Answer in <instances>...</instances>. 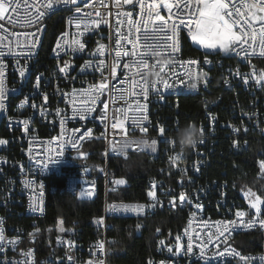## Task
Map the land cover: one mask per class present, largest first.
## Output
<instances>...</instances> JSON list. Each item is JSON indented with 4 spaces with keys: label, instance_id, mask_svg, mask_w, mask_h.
<instances>
[{
    "label": "built area",
    "instance_id": "obj_1",
    "mask_svg": "<svg viewBox=\"0 0 264 264\" xmlns=\"http://www.w3.org/2000/svg\"><path fill=\"white\" fill-rule=\"evenodd\" d=\"M40 2L43 4L44 0ZM85 2L78 0L77 4L60 3L54 9L41 8L46 15L39 24H31L28 21L36 14L31 7L35 0H17L16 11L5 15L10 19H0V52L4 53L0 56V67L4 71L6 95L5 108L0 110V139L8 141L0 145V219L3 221L0 228H3L7 240L18 238L15 245L0 244V264H89V261L92 264L98 261L124 264L108 259V245L112 242L108 235L112 229L110 220L145 219L160 211L177 209L185 210L181 232L168 240L160 238L157 232L155 235L159 243L148 264H226L232 261L264 264V227L258 222L264 219V203L257 213L250 205L252 200H248L255 197L248 191L240 197L230 196L227 182L210 175L233 155L253 146L256 177L264 179V171L260 167V162L264 161V81L257 84L253 78V73L259 76L264 70V57L259 55L258 46L257 53L251 56H245L243 52L237 55L235 52L204 49L191 40L187 28L181 25L178 32L180 50L164 61L152 58L153 62L159 61L155 69L159 75L155 80L158 91H150L145 100L142 96L118 90L130 87L132 71L123 65L131 63L133 58L121 57L119 63H114L116 30L119 28L127 34L129 28L127 18L117 13L130 10L134 19H140L139 5L134 8L132 4H124L123 0H88L90 6L84 7ZM170 3H175V0H170ZM68 5H75V13H67ZM77 7L81 9L79 14ZM96 11L103 14L107 23H100L98 27L93 25L88 30L83 23L79 28L75 23H69L70 19L75 20L85 13H93L87 17L88 20H100L101 17L94 14ZM160 12L165 17L169 15L166 9L161 8ZM173 14H176L175 8ZM56 15L58 19H52ZM184 19L187 22V17ZM50 20L57 24V30L54 41H50L45 51H38L36 43L30 55L14 54L28 51L34 40L44 42ZM118 20L122 23L118 24ZM150 34L153 33L150 31ZM154 35L159 38L162 34ZM183 36L198 51V55L183 56ZM77 40L84 44L83 50H79L74 43ZM58 41L62 42V49L53 51ZM122 44L131 51L130 44L124 41ZM100 45L105 46L102 53L97 51ZM39 56H47V63H39ZM189 60H196L197 63L190 65L186 63ZM206 60L210 63H205ZM100 61H104L103 65ZM86 62L91 63L86 65ZM61 67L65 68L64 72L60 71ZM160 67L166 71L160 72ZM22 68L27 69L24 77H32V87H24V77L20 76ZM189 71L198 77L196 89L186 87V83H191L188 80ZM41 73L43 76L37 86V77ZM245 77L248 83L244 82ZM102 79H107L109 88L95 100L81 91L89 89L92 84H99ZM135 79H140L139 74ZM225 80L229 83L226 84ZM165 81L169 88L163 87ZM73 90H76L75 94ZM134 91L138 93L140 89L135 88ZM186 97L201 101L202 115L194 123L199 128L203 127L205 139L188 154H181L178 146L169 144L168 139L177 132V125L180 128L189 123L180 117L179 100ZM85 100L87 105L82 103ZM135 101H140L145 110H138ZM15 102H22V109L9 113V103ZM85 107L92 110L85 119H80L76 110ZM119 108L125 111H116ZM114 115L124 120L123 130L111 127ZM160 126L165 127L167 135L164 137L159 133ZM142 128H147V132H142ZM89 129L91 136L84 135L82 140L77 141L78 146L73 147L72 141ZM144 139L149 143L155 139L157 150L152 152L148 148L132 145L126 156L113 151L114 146L118 148L125 140ZM88 143L101 147L100 166L88 161L93 153L92 149L83 150ZM130 154H144L153 161H160L164 165L163 176L150 177L146 181L144 201L110 199L111 195L119 193L123 185L114 183L118 178L110 175L109 161ZM178 154L179 158L173 162L172 158ZM52 160L59 162L52 165ZM45 164L49 165L47 170L43 168ZM81 186L91 191L92 195L81 198ZM150 191H155L159 203L149 196ZM56 192L83 200L101 196V212L89 219L90 232L80 228H62L61 231L60 228L53 236L48 251L41 253L37 247L38 223L45 216L49 195ZM181 193L188 198L184 202L179 199ZM173 197L175 207L171 203ZM153 204L154 207H148ZM110 205H145V208L143 213L138 214L135 211H113L109 209ZM33 208L38 210L33 211ZM237 212L245 215L238 217ZM254 218L257 223L253 227L247 228L241 223ZM229 220L236 221V224L216 223ZM250 233L257 234L263 246L261 251L242 253L232 245L235 235ZM177 237H180L179 241ZM189 237L192 239L191 252L187 251ZM204 243L207 246L203 249L204 255H201ZM30 249L31 256L27 255ZM225 249H234L240 255H217ZM240 256L248 259L242 260Z\"/></svg>",
    "mask_w": 264,
    "mask_h": 264
},
{
    "label": "snow or ice",
    "instance_id": "obj_2",
    "mask_svg": "<svg viewBox=\"0 0 264 264\" xmlns=\"http://www.w3.org/2000/svg\"><path fill=\"white\" fill-rule=\"evenodd\" d=\"M78 0H44V3L41 4L40 0H35V3L31 5V7L35 10V17L30 19L28 22L31 24H39L42 18L46 15L45 11H42L41 8L46 9H54L58 4L63 3L67 4H77ZM119 2V0H117ZM124 4H132L135 8L136 5H139L141 9L139 16L140 19L133 18L132 11H119L117 13L118 16H123L127 18V24L129 26L128 33L124 34L120 31L119 28L116 30L117 39L115 41L116 45V59L114 63H119L121 57H132L131 63H125L123 65L124 68L130 69L132 71V79L129 81L130 87L128 89H118L120 92L127 91L129 95H138L142 96L145 100L148 98L150 91H158V82H153L149 85L144 80V72L147 70H155L159 61L153 62V56L149 55L150 51H156L164 57H171L172 53L178 52L179 48V40H178V32L181 30L180 26L182 25L184 28H187L189 35L191 36V40L199 45L200 47L208 50H220L224 53L235 52L237 55H240L241 52L245 56H251L257 53V46L259 48V55L264 57V0H175V3H170V0H123ZM27 6V5H26ZM90 3L86 0L84 7H89ZM17 5V0H0V19L9 18L6 17L5 14L9 12H15ZM161 8L166 9L169 12L167 17L161 15ZM176 9V14H173V9ZM155 9V14H153V10ZM146 10V14H145ZM76 12L79 14L81 12L80 7H77ZM93 13H85L83 16H79L75 19L69 20V23H75L76 27L79 28L83 23L85 24V30H88L91 26L98 27L100 23H107V20L103 18V14L99 11H96L94 14L97 17H101L100 20H88L87 17L92 15ZM184 17H187V22H185ZM117 23H122V21L118 20ZM2 27V26H0ZM39 31L40 29L37 28ZM133 30L135 31V35H133ZM151 33L153 34H150ZM159 33L162 34L157 38L154 34ZM18 35V33H16ZM34 35V34H32ZM66 35V34H65ZM122 41L130 44L132 46L131 51L124 47ZM170 42V43H169ZM258 42V43H257ZM38 41H33L29 46V50L26 52L14 53L15 55H30L31 48L35 47ZM63 43H67L64 41ZM76 45H78L79 50L84 49V44L80 43L78 40L74 41ZM245 45L247 47H245ZM105 48L104 45H100L97 49L98 52H103ZM57 49H62V42L58 41L56 45ZM123 49V50H121ZM169 49L171 51H169ZM76 50V49H73ZM11 54V49H9ZM59 54V53H57ZM4 55L3 52H0V56ZM91 62H86V65H90ZM104 61H100V64L103 65ZM186 63L193 65L196 64V60H189ZM205 63H210V61H205ZM67 67V65H65ZM27 69H20V76H25V71ZM83 70V69H82ZM61 72L65 71L64 67L60 68ZM160 72H165L166 69L164 67H160ZM139 74L140 79H135L136 75ZM204 76H207V73H203ZM3 76L4 71L3 68L0 67V110L5 108L4 100L6 99V95L3 88ZM37 77L36 84L39 86L41 82V77ZM253 78L255 79L257 84H261L264 81V70H261L259 76H256L253 73ZM188 80L191 83H186V87L189 89H196L198 84V77L195 73L189 71L188 72ZM244 82L248 83L247 77L244 78ZM225 83H229L225 80ZM264 86V85H262ZM164 88H169L170 85L165 81L163 83ZM109 88V84L107 79H102L99 84H92L89 86L87 90H81L85 92V94L89 95L92 100L98 98L100 94L103 93L105 89ZM135 88H139L140 91L137 93L134 91ZM74 94L76 90H73ZM123 98V96L121 97ZM47 99V97H45ZM26 102V101H25ZM82 103L85 105L88 104V101L85 100ZM138 106V110H145L141 105L140 101H135ZM105 109H107L108 105H104ZM91 108L85 107L76 110V114L79 115L80 119H85L87 113L91 111ZM118 112H123L125 109L119 108L116 109ZM106 117H101V119H105ZM146 119V117H143ZM27 124V121L24 122ZM113 129L120 128L124 129V120L113 116V123L111 124ZM177 129L178 125H177ZM201 132H203V127L200 128ZM142 132H147V128H142ZM234 131H238V129H234ZM159 133L161 137L166 136L165 127H159ZM91 130H87L86 133H82L77 140L72 141L73 147H77L78 140H82L84 135L91 136ZM170 144V138L168 139ZM8 141L4 139H0V145L7 144ZM119 142H117L118 144ZM157 141L152 139L151 142L147 139L144 140H125L123 144H119V147H113V151L116 152L117 155H125L127 151L132 145H135L137 148H148L152 152H155ZM235 146V142H234ZM83 153L81 156L83 157ZM179 158V154L177 157L172 158L173 162L175 159ZM58 160H52L50 163L52 165L57 164ZM261 170L264 171V161L260 162ZM44 169H48L49 165H43ZM199 170V169H197ZM125 179L115 180L114 183L117 185L125 184ZM88 187H92L89 185ZM155 187V184H153ZM248 194L255 197L254 201L251 202V207L256 209V212H260L259 205L264 203V200L261 199L260 196L256 195V193L252 192L251 189H248ZM92 192L87 188L81 186L79 191V196L81 198L86 196H91ZM149 196L153 198L157 203L155 191H150ZM181 202L187 200V196L185 193H181L179 197ZM191 203L190 200H188ZM172 206L175 207V197H173ZM155 205H148V207H154ZM199 207V205H197ZM145 205H110L109 209L113 211H135L138 214L143 213ZM33 211L38 209L33 208ZM245 215L244 213L237 212L238 217H242ZM259 225L264 227V219H260ZM3 221L0 219V224ZM63 222L61 221V224ZM102 223V221H100ZM217 224H225V225H235L236 221H217ZM244 227L250 228L253 227L257 220L254 218L248 222L241 221ZM139 228L140 225H137ZM61 231L63 229L61 228ZM160 230L157 229V232ZM187 231V230H186ZM223 235V232L220 233ZM32 235V234H30ZM180 240V237H177V241ZM18 242V238L7 240L5 235L3 234V228H0V244L9 243L15 245ZM163 244V241L160 242ZM207 244L204 243L201 246V255H204L203 249ZM103 248V244L100 245ZM2 250V249H0ZM171 252L172 249L169 248ZM187 251H192V239L189 237V243L187 246ZM177 252H179V248H177ZM226 253L233 254L239 256L240 254L236 252L234 249L224 251H220L217 253L219 256H224ZM32 250L30 249L27 255L31 256ZM240 259L246 260L247 257L240 256ZM264 259V257H262ZM89 264H92L89 261ZM97 264H103V261H98Z\"/></svg>",
    "mask_w": 264,
    "mask_h": 264
},
{
    "label": "trees",
    "instance_id": "obj_3",
    "mask_svg": "<svg viewBox=\"0 0 264 264\" xmlns=\"http://www.w3.org/2000/svg\"><path fill=\"white\" fill-rule=\"evenodd\" d=\"M55 17L52 19L57 20L58 16ZM56 30L57 24L50 20L41 51L48 47ZM182 54L186 57L199 54L185 36L182 37ZM39 63H47V56H39ZM179 104L180 117L185 123L200 119L202 110L199 99L181 98ZM97 145L88 143L83 150L92 149L93 153L88 161L100 166L102 149ZM254 158V148L251 146L249 150L233 155L225 165L210 175L227 182L230 196L240 197L251 189L264 198V179L256 177ZM108 167L112 177L126 181L117 195L110 196V199L122 201H144L146 181L150 177H162L164 172V165L160 161H153L144 154H130L125 158L111 159ZM101 206V196L94 200H83L63 192L49 195L45 216L38 223V249L41 253L48 251L53 236L60 228H80L90 232L89 219L100 214ZM184 220L185 210L180 209L160 211L145 219H111L112 229L108 235L112 242L108 245V259L124 264H148L159 243V238L155 235L157 229L160 230V238L168 240L181 232ZM137 225L141 227L137 229ZM232 245L242 253H254L263 249L256 233L235 235ZM226 264L239 263L232 261Z\"/></svg>",
    "mask_w": 264,
    "mask_h": 264
},
{
    "label": "clouds",
    "instance_id": "obj_4",
    "mask_svg": "<svg viewBox=\"0 0 264 264\" xmlns=\"http://www.w3.org/2000/svg\"><path fill=\"white\" fill-rule=\"evenodd\" d=\"M149 55L158 58L161 61L167 58L156 51H150ZM159 78L155 70H147L144 72V80L150 85ZM205 136L201 129L194 123L189 122L187 125L180 127L175 135L170 138V144L178 146L181 154H188L191 150L195 149L198 145L204 142Z\"/></svg>",
    "mask_w": 264,
    "mask_h": 264
},
{
    "label": "bare ground",
    "instance_id": "obj_5",
    "mask_svg": "<svg viewBox=\"0 0 264 264\" xmlns=\"http://www.w3.org/2000/svg\"><path fill=\"white\" fill-rule=\"evenodd\" d=\"M67 13H75V5H68ZM41 48L42 42H38V51H41ZM24 87H32V77H24ZM18 109H22V102L9 103V113H16Z\"/></svg>",
    "mask_w": 264,
    "mask_h": 264
},
{
    "label": "rangeland",
    "instance_id": "obj_6",
    "mask_svg": "<svg viewBox=\"0 0 264 264\" xmlns=\"http://www.w3.org/2000/svg\"><path fill=\"white\" fill-rule=\"evenodd\" d=\"M5 15H6V14H5ZM248 200H249V201H251V200L254 201V198H248ZM250 205H251V204H250ZM260 205H261V204H260ZM260 205H259V207H260Z\"/></svg>",
    "mask_w": 264,
    "mask_h": 264
}]
</instances>
